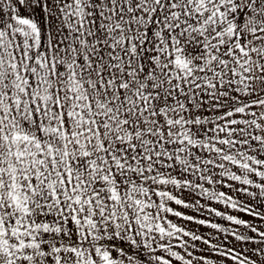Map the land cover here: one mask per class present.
Segmentation results:
<instances>
[{
    "label": "snow or ice",
    "instance_id": "obj_1",
    "mask_svg": "<svg viewBox=\"0 0 264 264\" xmlns=\"http://www.w3.org/2000/svg\"><path fill=\"white\" fill-rule=\"evenodd\" d=\"M0 264H264V0H0Z\"/></svg>",
    "mask_w": 264,
    "mask_h": 264
},
{
    "label": "rangeland",
    "instance_id": "obj_2",
    "mask_svg": "<svg viewBox=\"0 0 264 264\" xmlns=\"http://www.w3.org/2000/svg\"><path fill=\"white\" fill-rule=\"evenodd\" d=\"M221 207H223V206H221Z\"/></svg>",
    "mask_w": 264,
    "mask_h": 264
}]
</instances>
